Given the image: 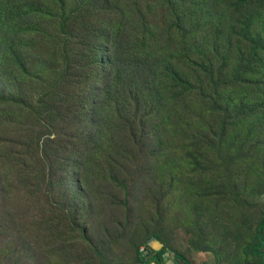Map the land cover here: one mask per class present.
I'll use <instances>...</instances> for the list:
<instances>
[{"label": "rangeland", "instance_id": "rangeland-1", "mask_svg": "<svg viewBox=\"0 0 264 264\" xmlns=\"http://www.w3.org/2000/svg\"><path fill=\"white\" fill-rule=\"evenodd\" d=\"M229 12L0 0V264H144L152 238L162 264L261 261L264 145L200 117L264 84V0Z\"/></svg>", "mask_w": 264, "mask_h": 264}, {"label": "trees", "instance_id": "trees-1", "mask_svg": "<svg viewBox=\"0 0 264 264\" xmlns=\"http://www.w3.org/2000/svg\"><path fill=\"white\" fill-rule=\"evenodd\" d=\"M214 1V0H213ZM258 1L260 0H228L229 4L233 5V14L229 12L231 16H239L241 18L240 21H242L245 17L244 12H243V5H255ZM195 6H197L200 10L202 9L201 3H195ZM204 9H202L203 11ZM244 16V17H243ZM252 23V22H251ZM233 83L232 88H237L240 85V80L236 82H230ZM257 90L256 91H251L250 93V99H255L254 102L252 103H247L245 99L242 101L247 103V108L243 109V107H234V106H228L226 107L225 113H222V109H216L215 110H209L211 114H206V113H200V117L202 120H207L210 122H214L215 120H219L220 122L217 124L218 126H221L223 124L224 119L227 120V123L225 124L224 128L220 131L221 134V141L224 142L225 139H227V134H229L232 130L236 129L238 131H242L248 138L245 140L244 145L240 144L238 140L235 138L233 141L235 142L234 145L240 147V153L243 154L244 148L246 146H250V148L246 151L245 154H250L254 155L256 149L263 144L264 142L262 140L261 134L262 130L259 127H254L255 124H258L260 122L258 116L259 112L264 110V101H262V97L264 99V84H253ZM235 96L236 94H229L227 99L228 102L231 103L235 101ZM262 102V103H261ZM260 103V104H259ZM259 104V105H258ZM242 106H245L244 103ZM236 112L234 114L232 110ZM214 115H213V114ZM213 126V123L211 124ZM261 133V134H260ZM264 133V131H263ZM216 134V132L214 133ZM260 172L259 174L264 175V164H260ZM263 231H264V218L261 220V223L258 225L257 228V237L259 239L258 245L254 247L252 250L254 254H257L261 257V261L257 263H246V264H264V252L260 251L264 247V236H263ZM153 237H156L154 235ZM162 251H159L156 253V257L154 258V261L157 264H162L161 256H162ZM177 259H179V256H177Z\"/></svg>", "mask_w": 264, "mask_h": 264}, {"label": "built area", "instance_id": "built-area-1", "mask_svg": "<svg viewBox=\"0 0 264 264\" xmlns=\"http://www.w3.org/2000/svg\"><path fill=\"white\" fill-rule=\"evenodd\" d=\"M140 255L142 262L144 264L156 263L154 261V258L156 257V253L151 248L142 247L140 249Z\"/></svg>", "mask_w": 264, "mask_h": 264}, {"label": "water", "instance_id": "water-1", "mask_svg": "<svg viewBox=\"0 0 264 264\" xmlns=\"http://www.w3.org/2000/svg\"><path fill=\"white\" fill-rule=\"evenodd\" d=\"M149 247L155 251V252H159L162 247H163V244L157 240L156 238H152L151 241L149 242ZM152 264H156V263H152Z\"/></svg>", "mask_w": 264, "mask_h": 264}, {"label": "clouds", "instance_id": "clouds-1", "mask_svg": "<svg viewBox=\"0 0 264 264\" xmlns=\"http://www.w3.org/2000/svg\"><path fill=\"white\" fill-rule=\"evenodd\" d=\"M155 252V251H154ZM157 264V263H156Z\"/></svg>", "mask_w": 264, "mask_h": 264}]
</instances>
